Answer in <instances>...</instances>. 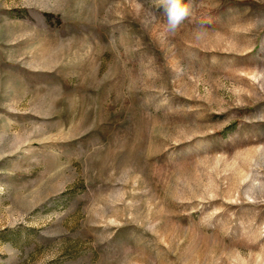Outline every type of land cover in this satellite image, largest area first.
<instances>
[{
  "label": "rangeland",
  "instance_id": "1",
  "mask_svg": "<svg viewBox=\"0 0 264 264\" xmlns=\"http://www.w3.org/2000/svg\"><path fill=\"white\" fill-rule=\"evenodd\" d=\"M0 0V264H264V0Z\"/></svg>",
  "mask_w": 264,
  "mask_h": 264
},
{
  "label": "clouds",
  "instance_id": "2",
  "mask_svg": "<svg viewBox=\"0 0 264 264\" xmlns=\"http://www.w3.org/2000/svg\"><path fill=\"white\" fill-rule=\"evenodd\" d=\"M162 8L167 15L169 30H175L188 14V7L183 0H162Z\"/></svg>",
  "mask_w": 264,
  "mask_h": 264
}]
</instances>
